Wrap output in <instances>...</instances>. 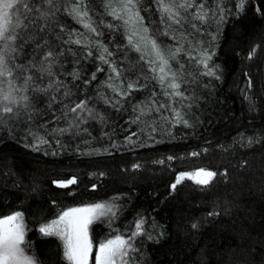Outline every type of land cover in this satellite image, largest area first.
Here are the masks:
<instances>
[{"label": "trees", "instance_id": "1", "mask_svg": "<svg viewBox=\"0 0 264 264\" xmlns=\"http://www.w3.org/2000/svg\"><path fill=\"white\" fill-rule=\"evenodd\" d=\"M56 8L27 13L0 50L13 73L0 89L21 113L0 126V218L22 213L25 253L70 264L40 226L101 203L115 209L89 224L91 256L121 236L132 243L127 264H264V0ZM49 64L52 75L37 71ZM201 168L216 173L208 185L172 188Z\"/></svg>", "mask_w": 264, "mask_h": 264}, {"label": "snow or ice", "instance_id": "2", "mask_svg": "<svg viewBox=\"0 0 264 264\" xmlns=\"http://www.w3.org/2000/svg\"><path fill=\"white\" fill-rule=\"evenodd\" d=\"M39 0H2L0 2V41H12L16 39L13 34V30L16 27L23 25V19H28L27 13L33 11L34 8L40 11L41 17H47L50 13L54 15L56 8V0H43V3L50 5L48 10H40L38 5ZM132 0H128V4L131 5ZM187 7V5H183ZM166 10L170 9L166 6ZM73 11H76L74 9ZM15 18V23L13 19ZM131 43V40H130ZM153 51L156 57L162 64L167 62L161 55L155 42H151ZM139 51V47H137ZM14 51V49H13ZM53 53L50 51L47 53L48 57H51ZM103 58V57H102ZM18 68L22 69L18 78L24 80L25 86L33 79L32 76L25 77L23 71V65H18ZM35 67V65H33ZM38 72H44L48 75H52L51 64L46 67L37 69ZM161 72H164V68H160ZM12 70L8 67L7 62L2 54H0V77L12 76ZM163 82V77H161ZM11 86V82H10ZM131 87V86H130ZM171 88H177L179 85L172 83L169 84ZM69 93H65L68 95ZM22 101H27L28 97H21ZM19 103L11 92L5 93L3 89H0V126L7 123L5 117L9 119L18 118L21 116L19 111L14 112V108L11 105ZM27 107V105H24ZM83 102L77 103L74 108H70L69 111L75 112L77 109L83 108ZM13 114V115H9ZM60 131H65L61 129ZM46 141H41L45 143ZM197 155V153H192ZM138 167V166H137ZM216 176L213 171H207L203 168L199 169L195 173H182L177 177L176 183L172 185L175 189L178 184L185 178L195 180L199 185H208L210 181ZM59 187H68L71 184L76 183V179L72 178L67 181L57 182ZM113 211L112 207L101 203H94L84 207L68 208L62 211L57 219L52 220L49 223L42 224L39 228L40 233L44 235H56L60 238L63 244L64 257L70 264H89L90 256L92 254L93 245L88 235V225L92 223L94 219L107 216ZM140 225L137 224L139 229ZM196 227V225H193ZM25 225L23 223V215L21 212H15L8 214L0 218V264H36L35 258L25 253ZM130 247L127 240L121 236H116L114 239H108L99 243L96 255L95 264H117V260H123V257L127 255V249Z\"/></svg>", "mask_w": 264, "mask_h": 264}, {"label": "rangeland", "instance_id": "3", "mask_svg": "<svg viewBox=\"0 0 264 264\" xmlns=\"http://www.w3.org/2000/svg\"><path fill=\"white\" fill-rule=\"evenodd\" d=\"M0 2H2V0H0ZM13 23H15V18L13 19ZM17 29H19V27H16V28L13 30V34H14V32H15ZM11 44H12V41H1L0 50H1L2 52L6 53L8 46L11 45ZM1 51H0V52H1ZM195 172H196V171H195ZM195 172H191V173H195ZM185 179H187V178H185ZM189 180L195 182V180H192V179H189ZM195 183H196V182H195ZM107 206L112 207V209H113V211H114L115 207H114L112 204H108ZM113 211H112L111 213H109L107 216L99 217L98 219H105L106 217L110 216V215L113 213ZM57 218H58V217H57ZM57 218H56V219H57ZM98 219H94L93 221L98 220ZM93 221H92V222H93ZM88 227H89V225H88ZM113 239H114V238H113ZM125 240L128 241L130 247L127 249V255L123 257V260H117V264H127L128 259H129V258L131 257V255H132V243H131V240H130V238H129V239H125ZM96 251H97V250H96ZM95 255H96V252H95L94 256H90L89 264H95Z\"/></svg>", "mask_w": 264, "mask_h": 264}]
</instances>
